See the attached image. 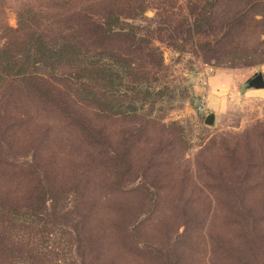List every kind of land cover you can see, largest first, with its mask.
I'll return each instance as SVG.
<instances>
[{"label": "rangeland", "instance_id": "374dc122", "mask_svg": "<svg viewBox=\"0 0 264 264\" xmlns=\"http://www.w3.org/2000/svg\"><path fill=\"white\" fill-rule=\"evenodd\" d=\"M161 1H145L136 20L152 30L144 34L164 56L155 67L138 60L143 92L116 85L112 95L120 101L103 111L97 81L96 108L75 107L94 122L97 148L43 99L0 80V194L17 191L10 166H38L42 180L44 170L61 181L80 180L47 206L59 264H256L248 256L236 263L223 258L216 240H236L234 212L256 216L264 228V94L246 84L264 75V0ZM49 2L0 0V48L7 42L3 28L17 25L20 8ZM197 11L204 16L195 25ZM215 76L228 82L222 108L215 97L227 95L215 91ZM210 114L213 122L206 121ZM89 152L96 159H85ZM106 172L112 185L105 189ZM241 185L255 191L239 200ZM24 245L15 246L14 256L26 260Z\"/></svg>", "mask_w": 264, "mask_h": 264}, {"label": "trees", "instance_id": "16d2710c", "mask_svg": "<svg viewBox=\"0 0 264 264\" xmlns=\"http://www.w3.org/2000/svg\"><path fill=\"white\" fill-rule=\"evenodd\" d=\"M145 1L50 0L47 8L23 6L17 13V25L3 28L7 42L0 48L2 85L5 88L17 85L22 94L40 97L76 127L84 141L99 147L94 122L80 114L76 105L82 103L95 109L99 97L96 82L100 81L104 87L100 95L105 100L103 111H108L120 101L114 99L116 85L126 82L128 88L132 85L129 89L133 93L143 92L145 71L138 60L146 59L152 67L164 61L157 45L144 34L152 30L136 22L146 12ZM203 16L197 11L194 24L198 25ZM58 23L62 24L58 33H50V27ZM242 26L240 23L239 27ZM230 27L225 36L232 32ZM44 69H49L46 74L42 72ZM12 91L14 96L16 90ZM124 95L134 101V96ZM84 158L96 159L91 152ZM28 167L10 166L6 170L8 178L17 183V191L0 194V253L6 256L5 260L0 257V264H30V260H36L37 264H59L52 257L58 252L50 243L51 226L55 225L47 206L50 201H58L61 193L72 189L70 183L79 179L61 181L44 170L47 175L42 180L38 166ZM124 174L122 170L120 177ZM79 175L86 177L85 173ZM102 180L105 189L109 183L112 185L107 172ZM242 190L239 200L255 191V186ZM243 212L232 213L237 217L232 222L234 228L240 231L235 234L236 240L234 237L216 240L218 248L223 258L229 257L234 263L248 256L256 264H264V234L258 233V229L264 228L258 227L261 222L256 216L252 219ZM20 241H24L29 253L26 260L14 256ZM242 264L251 261L243 260Z\"/></svg>", "mask_w": 264, "mask_h": 264}, {"label": "crops", "instance_id": "0c3cea01", "mask_svg": "<svg viewBox=\"0 0 264 264\" xmlns=\"http://www.w3.org/2000/svg\"><path fill=\"white\" fill-rule=\"evenodd\" d=\"M232 74L234 75V72H232ZM229 75V73H228ZM221 77V76H220ZM220 79V80H219ZM222 78H218V76H215L214 80H213V85L215 84L216 85V88H215V91L219 94V95H223V94H226L227 96L224 98L223 96H220V97H215V98H218L217 99V106L219 108H222L224 105H226L228 102H229V90L226 88V84H228L227 81H224L222 83L221 81ZM224 79H228V76H226ZM248 80V78H247ZM213 85L211 84V87H213ZM238 85V83H237ZM230 88H232V81L231 83L228 85ZM219 89V90H218ZM249 89H252V88H249ZM254 91H258L257 93H263L264 94V88H253ZM233 90V89H232Z\"/></svg>", "mask_w": 264, "mask_h": 264}, {"label": "water", "instance_id": "95a60500", "mask_svg": "<svg viewBox=\"0 0 264 264\" xmlns=\"http://www.w3.org/2000/svg\"><path fill=\"white\" fill-rule=\"evenodd\" d=\"M246 84L248 88H264V76L261 72L255 73L253 76L249 77L248 80H246ZM214 115L210 114L207 116L206 121L207 122H213L214 121Z\"/></svg>", "mask_w": 264, "mask_h": 264}]
</instances>
